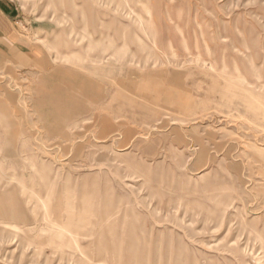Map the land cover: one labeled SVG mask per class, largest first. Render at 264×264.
Here are the masks:
<instances>
[{
    "label": "rangeland",
    "instance_id": "1",
    "mask_svg": "<svg viewBox=\"0 0 264 264\" xmlns=\"http://www.w3.org/2000/svg\"><path fill=\"white\" fill-rule=\"evenodd\" d=\"M0 264H264V0H0Z\"/></svg>",
    "mask_w": 264,
    "mask_h": 264
},
{
    "label": "crops",
    "instance_id": "2",
    "mask_svg": "<svg viewBox=\"0 0 264 264\" xmlns=\"http://www.w3.org/2000/svg\"><path fill=\"white\" fill-rule=\"evenodd\" d=\"M13 13L14 12L11 11L9 8H5V7L0 8V39L3 38V35H1V31H2V29L5 28L6 23H7L4 18H6L7 20H10V16ZM2 17H4V18H2Z\"/></svg>",
    "mask_w": 264,
    "mask_h": 264
}]
</instances>
